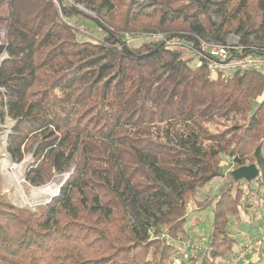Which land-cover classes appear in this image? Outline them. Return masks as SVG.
I'll return each mask as SVG.
<instances>
[{"label": "trees", "instance_id": "16d2710c", "mask_svg": "<svg viewBox=\"0 0 264 264\" xmlns=\"http://www.w3.org/2000/svg\"><path fill=\"white\" fill-rule=\"evenodd\" d=\"M103 31L82 39L49 0H9L0 63V132L32 186L68 173L33 210L0 191V264H214L235 250L229 226L244 193L229 178L212 225L183 253L186 207L212 178L255 163L264 185V74L211 77L162 41L129 46L123 33L243 44L264 40V0H74ZM151 8V12L147 9ZM104 11L103 15H99ZM223 168V169H222ZM259 200L264 205V190ZM196 203V200L194 201ZM207 198L197 202L198 210ZM178 240V243H174ZM251 264H264L261 260Z\"/></svg>", "mask_w": 264, "mask_h": 264}, {"label": "rangeland", "instance_id": "374dc122", "mask_svg": "<svg viewBox=\"0 0 264 264\" xmlns=\"http://www.w3.org/2000/svg\"><path fill=\"white\" fill-rule=\"evenodd\" d=\"M9 0H5L0 5V25L5 26L6 20L8 18ZM83 5V4H82ZM85 11H79L76 14V18L80 19V22L84 24L89 30H91L88 35L79 34L77 36L82 39H90L96 41L103 36V31L95 24V22L90 18L93 17L100 20V16L89 11L84 5ZM147 12H151V8L147 9ZM104 11H100L99 15H103ZM84 14L90 17H85ZM139 33V32H137ZM136 33L133 34L128 43L129 46H138L143 41L139 37H135ZM255 43L264 44V40H256L254 36L250 37ZM182 57L186 60L189 66L195 67L199 64V59L195 54L182 51ZM3 130L0 132V191L10 202L14 203L19 207H26L33 210L37 205L41 203L48 202L52 196H54L59 185L62 183L63 179L68 176V173L60 172L55 175L51 181L47 182L41 186H32L24 178L25 172L28 169L32 157L31 150L29 149L24 153V158L21 162H14L10 159L9 155L5 151V141L7 133L10 131L12 121L6 118ZM264 138L260 140L261 143V154L264 158ZM228 161L226 157H223L221 165L225 168L223 170V176H217L212 178L203 187H201L198 192L194 195L196 203L192 200L188 203L186 207V223L184 225V233L187 235L184 239H181L179 247L183 253L193 252L199 249L200 245L204 242L205 235L209 233L212 225L213 213L212 205L215 201L214 194L217 193L218 188L228 180V171L233 169V167L228 166ZM223 169V168H222ZM244 193L241 196V206L239 207L238 213L235 215L228 214L229 226L231 227L233 235L237 237V243L235 248L240 246L242 243L241 233L246 231L248 234L252 235V230L259 228V222L255 219V214L258 210H262L264 205L262 201L259 200L260 194L264 190V185L260 186L256 181L252 180L250 183H241ZM207 198V205L202 209L198 210L197 202ZM258 230V229H257ZM252 233V234H251ZM254 235V234H253ZM174 243H178V240H174ZM262 256L259 260H261ZM225 257H219L214 261V264H224Z\"/></svg>", "mask_w": 264, "mask_h": 264}, {"label": "built area", "instance_id": "2783aa9c", "mask_svg": "<svg viewBox=\"0 0 264 264\" xmlns=\"http://www.w3.org/2000/svg\"><path fill=\"white\" fill-rule=\"evenodd\" d=\"M49 1L62 22L77 33L88 35L91 30L82 24L75 14L79 11L86 12L81 3L74 0ZM2 2L5 3V0H0V5ZM1 17L0 15V19ZM133 34L135 33H123L122 38L126 44L131 41L130 37ZM135 37H139L144 42L162 41L167 48L180 51L181 54L182 51L195 54L199 63L204 65L213 78L229 77L234 73L250 70L264 74V46L243 44L239 36L233 33L221 43L200 37L187 39L178 36H164L162 33H136ZM6 46V26L0 25V63L6 57L4 52ZM254 217L259 222L258 232L246 237L241 242L242 244L226 257L224 264H251L259 261L264 247V208L258 210Z\"/></svg>", "mask_w": 264, "mask_h": 264}, {"label": "water", "instance_id": "95a60500", "mask_svg": "<svg viewBox=\"0 0 264 264\" xmlns=\"http://www.w3.org/2000/svg\"><path fill=\"white\" fill-rule=\"evenodd\" d=\"M230 174L234 180L250 182L257 178L259 170L255 163H250L233 168Z\"/></svg>", "mask_w": 264, "mask_h": 264}, {"label": "crops", "instance_id": "0c3cea01", "mask_svg": "<svg viewBox=\"0 0 264 264\" xmlns=\"http://www.w3.org/2000/svg\"><path fill=\"white\" fill-rule=\"evenodd\" d=\"M257 229H258V228L256 227V230H252V233L255 234L256 232H258ZM252 233H251V234H252ZM253 234H252V235H253ZM248 236H251V235L248 234L246 231L242 232V233H241V239H242V241H243L246 237H248ZM235 249H236V248H235Z\"/></svg>", "mask_w": 264, "mask_h": 264}]
</instances>
